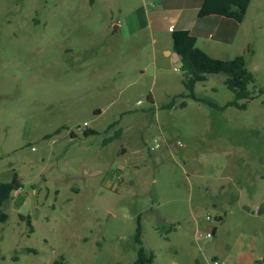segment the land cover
I'll return each mask as SVG.
<instances>
[{
    "label": "rangeland",
    "instance_id": "374dc122",
    "mask_svg": "<svg viewBox=\"0 0 264 264\" xmlns=\"http://www.w3.org/2000/svg\"><path fill=\"white\" fill-rule=\"evenodd\" d=\"M153 2L0 0V181L16 172L23 183L0 208V264H131L139 225L154 264H212L241 234L264 255V0L211 51L243 55L258 86L245 110L223 111L191 98L164 107L186 93L180 59L164 53L170 22L131 37L117 28ZM225 80L209 76L195 93L225 106ZM226 206L252 212L215 220L217 243L197 239L192 210L207 233ZM171 220L184 224L166 239Z\"/></svg>",
    "mask_w": 264,
    "mask_h": 264
},
{
    "label": "trees",
    "instance_id": "16d2710c",
    "mask_svg": "<svg viewBox=\"0 0 264 264\" xmlns=\"http://www.w3.org/2000/svg\"><path fill=\"white\" fill-rule=\"evenodd\" d=\"M252 1L204 0L198 16L200 19L218 16L241 24L245 20ZM172 40L173 51L177 54L181 62V72L183 74L182 83L186 93L173 97L168 104L164 105L165 108H173L177 98H191L197 102L206 104L212 109L220 111L229 107H234L239 110H245L247 108V103L254 98L258 86L254 74L247 68V62L243 55L233 59L213 58L197 46V38L188 30L173 31ZM219 74L226 76L225 85L234 95V100L225 106H220L212 100L200 97L195 93L197 84L206 82L209 76ZM258 91L260 94L264 93L262 88L258 89ZM186 105L187 103L183 102L181 107H186ZM95 133V130L88 129L85 132V136H90ZM22 188L23 183L16 172H13L10 181H0V208L8 203L13 198V195L17 191L22 190ZM8 218V215L0 209V222L5 223L8 221ZM27 223L31 228V232H33V225L29 218ZM215 232L216 228L214 229V234ZM135 242L138 246V251L136 259L131 264H154L156 256L152 251L144 247L140 225Z\"/></svg>",
    "mask_w": 264,
    "mask_h": 264
},
{
    "label": "crops",
    "instance_id": "0c3cea01",
    "mask_svg": "<svg viewBox=\"0 0 264 264\" xmlns=\"http://www.w3.org/2000/svg\"><path fill=\"white\" fill-rule=\"evenodd\" d=\"M153 1L154 2L151 4L150 8L145 5L144 7H140L139 9H135L128 13V15L118 22V30L127 32L129 37L134 36L147 28L153 33L163 21L168 20L170 22L168 25V32L171 34V46L170 43L166 44L164 53H169V56H177V54L173 51V31H190L191 34L197 38V46H199V43L202 41L205 45L204 47L206 48L199 47L210 56L211 51L223 53L225 51V47L230 46L232 41L235 39V37H231V33L228 32L229 29H234L235 25H233V22L235 21L218 16L207 17L204 19L199 18V11L204 0ZM170 27H173L174 30L170 31ZM210 31L218 32L216 40H212L214 42L210 41L211 34L208 36ZM154 42L156 44L158 43V40L154 38ZM177 58L179 57L177 56ZM152 97L153 95L149 94L148 100L151 103H153ZM199 158L201 162H210V160L204 155ZM223 191H227L226 186L223 187ZM238 210L246 215H249L250 212H252L251 209H228V206H226L224 209H214L213 219L216 220L222 227L226 226L228 224V220L234 216ZM192 212L196 227L195 235L197 239L202 240L206 237V234L209 231L206 233L201 229L200 223L195 216V210H192ZM257 213L260 217L264 216V209H258ZM208 222L211 225L210 230L216 228L213 239L215 243H217L220 238L219 227L213 225L214 223L209 220ZM167 223V227L164 228L167 233L166 239H169L168 235L175 230L176 227L173 226L174 223H177L178 227H182L184 224L182 220H177L176 222L171 220ZM213 259L212 264H214V261H219L220 264H264V255L257 253V243L255 237L248 234H241L240 238H238L231 246H228L226 253L215 256ZM194 261L196 262L197 260L194 259ZM169 264L180 263L173 259L169 262Z\"/></svg>",
    "mask_w": 264,
    "mask_h": 264
},
{
    "label": "built area",
    "instance_id": "2783aa9c",
    "mask_svg": "<svg viewBox=\"0 0 264 264\" xmlns=\"http://www.w3.org/2000/svg\"><path fill=\"white\" fill-rule=\"evenodd\" d=\"M174 29H173V27H170V31H173ZM88 124L86 123L85 124V126H87ZM158 146V145H157ZM157 146L155 147V148H157ZM20 192H21V190H19V191H17L16 193L17 194H20ZM210 222H212V223H214L215 222V220H213L211 217H209L208 216V218H207ZM214 229L215 228H213L212 230H210L207 234H206V237L207 238H214ZM214 264H220V262L219 261H214Z\"/></svg>",
    "mask_w": 264,
    "mask_h": 264
}]
</instances>
